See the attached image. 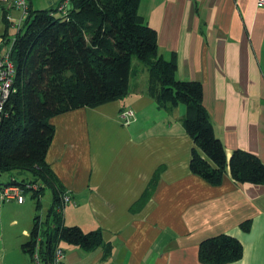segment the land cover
Instances as JSON below:
<instances>
[{"label":"crops","instance_id":"obj_1","mask_svg":"<svg viewBox=\"0 0 264 264\" xmlns=\"http://www.w3.org/2000/svg\"><path fill=\"white\" fill-rule=\"evenodd\" d=\"M138 13L156 30L160 55L175 61L176 77L201 83L227 158L242 149L264 164V7L257 0H140ZM24 20L0 2V37ZM135 64L122 98L48 119L54 133L45 162L71 198L63 224L99 229L102 238L88 249L61 241L60 264H213L200 260L199 243L219 233L242 243L238 260L220 264H264V182L235 181L229 168L215 185L193 173L185 104L159 106L147 91L146 66L138 75ZM127 108L133 116L125 122ZM38 211L36 201L0 198V264H34L21 244L34 216L45 218Z\"/></svg>","mask_w":264,"mask_h":264},{"label":"trees","instance_id":"obj_2","mask_svg":"<svg viewBox=\"0 0 264 264\" xmlns=\"http://www.w3.org/2000/svg\"><path fill=\"white\" fill-rule=\"evenodd\" d=\"M139 1L69 0L61 15L53 9L33 12L30 5L15 33L11 59L16 74L0 124V173L28 172L31 180L18 183L38 185L32 192L38 210L45 187L52 192L45 218L34 216L28 239L21 244L33 262L37 251L40 264H51L61 241L86 249L101 243L99 229L84 232L77 225L63 224L61 198L66 191L45 162L54 133L48 119L122 98L132 57L146 66L147 91L159 106L185 104L183 125L194 141L189 162L193 173L215 185L229 168L235 181L264 182V164L256 155L235 149L227 158L202 103L201 83L176 77L175 61L160 55L156 30L138 13ZM241 228L247 231L248 222ZM241 255L242 243L230 234L219 233L199 243L204 263H229Z\"/></svg>","mask_w":264,"mask_h":264},{"label":"built area","instance_id":"obj_3","mask_svg":"<svg viewBox=\"0 0 264 264\" xmlns=\"http://www.w3.org/2000/svg\"><path fill=\"white\" fill-rule=\"evenodd\" d=\"M0 2L9 4L14 8H17L22 12L23 18H26L29 14L30 1L28 0H0ZM257 5L259 7H264V0H257ZM69 6V0H61L56 9L65 14ZM22 21H17V30L20 29ZM15 35L12 38L0 37V44H4L0 47V124L4 117L5 104L14 91L13 83L16 74V69L13 60L11 59V49L15 41ZM121 116L124 118L125 122H128L131 116H133V110L131 108L124 109L121 112ZM27 189L36 190L38 185L35 183H25L21 185L18 183L16 178H12L7 183H0V198L2 200H12L15 199L16 202L22 203L24 201V193ZM71 201L68 192L62 195L61 203L64 206ZM64 256L63 249L59 246L56 247L53 260L51 264H60ZM34 263L40 264L38 259L37 251L34 253Z\"/></svg>","mask_w":264,"mask_h":264},{"label":"rangeland","instance_id":"obj_4","mask_svg":"<svg viewBox=\"0 0 264 264\" xmlns=\"http://www.w3.org/2000/svg\"><path fill=\"white\" fill-rule=\"evenodd\" d=\"M28 1H30L31 9L33 12H36L38 10H44V9H53V12L55 15H61L62 14L61 11L56 9L57 5H55V3L58 0H28ZM16 30H17L16 26H12V27L10 26V28L8 29V36L7 37L12 38L15 35ZM3 46H4V44H0V47H3ZM135 63H138L137 64L138 65L137 67L139 70L138 75H140L141 69L142 68L145 69V66L137 58L132 57V64H131L132 68L136 65ZM144 77L146 78L145 73H144ZM10 175H14V177L20 181L23 180L25 182H29L31 180L30 179L31 176L29 175L28 172H25V171L18 172V171L14 170V171H8V172L0 173V183H2V182L4 183L8 179H10ZM32 192H33L32 189H27L24 193V198L26 201H31L33 204V207H34L35 201H34V198L31 197ZM51 195H52V192H51L50 188L45 187V189L43 190L41 202H40L41 210L38 211L41 216L45 215L46 210L51 203V198H52ZM26 238L24 240H26ZM26 259H27L26 262H29L27 256H26Z\"/></svg>","mask_w":264,"mask_h":264}]
</instances>
